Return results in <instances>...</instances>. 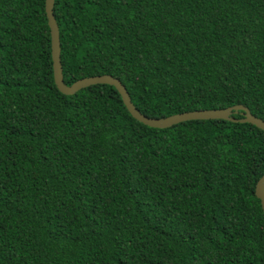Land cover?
Returning a JSON list of instances; mask_svg holds the SVG:
<instances>
[{
  "label": "trees",
  "instance_id": "trees-1",
  "mask_svg": "<svg viewBox=\"0 0 264 264\" xmlns=\"http://www.w3.org/2000/svg\"><path fill=\"white\" fill-rule=\"evenodd\" d=\"M66 86L159 119L264 122V0H54ZM231 118L240 119L239 112ZM264 132L166 129L52 80L44 0H0V264H264Z\"/></svg>",
  "mask_w": 264,
  "mask_h": 264
},
{
  "label": "water",
  "instance_id": "water-1",
  "mask_svg": "<svg viewBox=\"0 0 264 264\" xmlns=\"http://www.w3.org/2000/svg\"><path fill=\"white\" fill-rule=\"evenodd\" d=\"M54 0H44V14L49 30L50 38V58H51V70L52 80L57 91L63 95H73L80 89L92 86V85H108L115 89L119 95L121 102L128 112V114L139 122L140 124L154 129H166L173 125L186 121L195 120H225L229 122L246 123L250 124L257 129L264 132V122L258 118L252 116L248 109L243 106H232L219 110H198L192 112H184L180 114L171 115L165 118L153 119L147 118L141 115L130 102L129 96L122 86V84L115 78L109 75L92 76L77 80L66 86L62 80L61 65L59 59V37L58 28L53 16ZM239 112L240 119L231 118V114H237ZM254 196L259 201L260 209L264 218V173L260 176L254 186Z\"/></svg>",
  "mask_w": 264,
  "mask_h": 264
}]
</instances>
